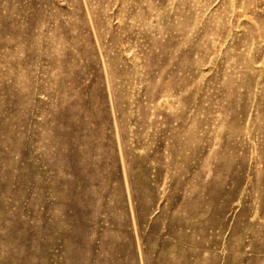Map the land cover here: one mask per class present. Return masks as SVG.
I'll return each instance as SVG.
<instances>
[{"label": "rangeland", "instance_id": "rangeland-1", "mask_svg": "<svg viewBox=\"0 0 264 264\" xmlns=\"http://www.w3.org/2000/svg\"><path fill=\"white\" fill-rule=\"evenodd\" d=\"M0 264H264V0H0Z\"/></svg>", "mask_w": 264, "mask_h": 264}]
</instances>
